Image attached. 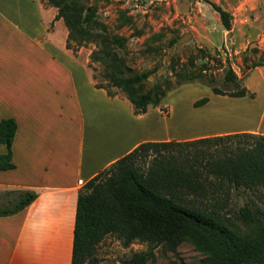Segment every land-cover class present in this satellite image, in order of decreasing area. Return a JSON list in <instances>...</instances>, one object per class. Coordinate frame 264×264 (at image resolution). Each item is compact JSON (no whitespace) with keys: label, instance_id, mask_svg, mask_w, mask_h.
I'll return each mask as SVG.
<instances>
[{"label":"trees","instance_id":"1","mask_svg":"<svg viewBox=\"0 0 264 264\" xmlns=\"http://www.w3.org/2000/svg\"><path fill=\"white\" fill-rule=\"evenodd\" d=\"M58 9L69 30L68 48L93 41L89 66H104L102 79L94 74L96 86L111 97L124 93L136 114L159 106L182 82H201L219 95L253 96L240 83L234 69L225 77L234 89L215 86L206 63L178 82L154 84L145 89L153 70L136 72L121 55L127 37L109 31L98 15L99 6L90 0H43ZM226 28L230 13L211 3ZM75 51V50H74ZM210 56L204 54V58ZM264 65V54L256 66ZM209 101L198 100L197 106ZM18 130L14 118L0 122V142L8 153L0 154V170L16 167L13 143ZM264 191V134L236 132L187 141H147L101 171L80 190L78 197L73 264H111L97 255L108 234H115L125 247L135 242L163 244L171 251L190 241L203 254L198 264H264V207L251 200L232 212L234 191ZM38 197L25 190L15 201L0 206V216L19 213ZM152 251L136 252L121 264H150Z\"/></svg>","mask_w":264,"mask_h":264},{"label":"crops","instance_id":"2","mask_svg":"<svg viewBox=\"0 0 264 264\" xmlns=\"http://www.w3.org/2000/svg\"><path fill=\"white\" fill-rule=\"evenodd\" d=\"M38 8L36 19L0 10V122L18 123L16 167L0 170V206L21 191L38 193L24 210L0 216V264H73L83 186L143 142L182 139L171 137L158 106L136 114L125 94L111 97L97 87L89 62L68 48L58 9L43 0ZM202 137L210 136L184 139Z\"/></svg>","mask_w":264,"mask_h":264},{"label":"rangeland","instance_id":"3","mask_svg":"<svg viewBox=\"0 0 264 264\" xmlns=\"http://www.w3.org/2000/svg\"><path fill=\"white\" fill-rule=\"evenodd\" d=\"M90 1L98 4V15L111 33L127 37L126 48L119 51L126 57L127 64L136 72L154 71L145 82V89L154 84L176 83L206 63L207 73L215 80V86L224 91L234 89L232 82H225L226 73L232 68L241 85L254 93L253 96L231 97L216 94L209 84L182 82L158 106L166 116L171 137L182 138L171 141H185L184 137L194 134H264V65L256 66L264 54V0ZM40 2L1 0L0 10L6 15L36 19L40 17ZM211 3L230 13V29ZM46 5L49 8L50 5ZM97 48L98 44L93 41L82 45L72 43V49L86 64ZM205 53L210 56L204 58ZM91 69L93 75L102 79L105 72L102 64L96 62ZM205 97L209 98L207 103L195 104ZM251 200L264 207V191H234L231 211H237ZM142 251H152L150 264H198L203 258L188 240L174 252L163 244L135 242L125 247L115 234L105 236L96 255L105 263L121 264Z\"/></svg>","mask_w":264,"mask_h":264},{"label":"bare ground","instance_id":"4","mask_svg":"<svg viewBox=\"0 0 264 264\" xmlns=\"http://www.w3.org/2000/svg\"><path fill=\"white\" fill-rule=\"evenodd\" d=\"M3 5H4V3H3ZM4 9H5V7H3ZM10 8H12V7H10ZM8 10V9H7ZM5 12V11H4ZM10 12V11H9ZM23 12V11H22ZM21 12V13H22ZM11 13V12H10ZM12 13H14L13 12V10H12ZM10 16H11V14H9ZM16 15V14H15ZM6 16V15H5ZM25 16V15H24ZM10 18H12V17H10ZM0 19H2L1 17H0ZM22 20V19H21ZM24 22V21H23ZM24 25V24H23ZM1 26V25H0ZM0 29L1 30H3L1 27H0ZM4 31V30H3ZM5 33H6V31H5ZM4 34V33H3ZM5 35V34H4ZM24 36V35H23ZM1 40V39H0ZM7 41V40H6ZM3 43V42H2ZM5 43V42H4ZM3 43V44H4ZM21 45V44H20ZM14 49V48H13ZM15 54L13 53V56H14ZM17 55V54H16ZM17 56H19V55H17ZM31 57V56H30ZM21 60V59H20ZM18 61V60H17ZM16 61V62H17ZM18 62H20V61H18ZM2 63V62H1ZM25 64V63H24ZM21 65H23L22 63H21ZM32 65V64H31ZM11 66V65H10ZM14 66V65H13ZM37 67V66H36ZM17 68V67H16ZM31 68V67H30ZM38 68V67H37ZM9 69V68H8ZM6 70V69H5ZM28 71V70H27ZM11 72V71H10ZM18 73V72H17ZM22 73V72H21ZM43 78H41V80H42ZM44 80V79H43ZM47 83V82H46ZM53 85V84H52ZM58 85H60V84H58ZM16 86V85H15ZM28 87V86H27ZM52 88H53V86H52ZM17 89V88H16ZM56 89V88H55ZM19 91H21V90H19ZM8 92V91H7ZM26 92V91H25ZM27 93V92H26ZM43 94H44V92H42ZM27 94H29V93H27ZM17 95V94H16ZM45 95H47V94H45ZM30 96H31V94H30ZM17 97H19V96H17ZM21 97V96H20ZM46 97H48V96H46ZM34 98V97H33ZM24 99H26V98H24ZM37 99V98H36ZM27 100V99H26ZM37 101H39V100H37ZM37 101H36V103H37ZM12 108V107H11ZM18 111V110H17Z\"/></svg>","mask_w":264,"mask_h":264}]
</instances>
